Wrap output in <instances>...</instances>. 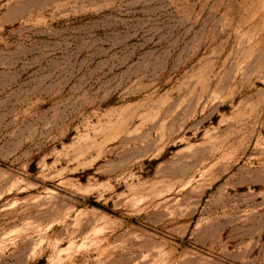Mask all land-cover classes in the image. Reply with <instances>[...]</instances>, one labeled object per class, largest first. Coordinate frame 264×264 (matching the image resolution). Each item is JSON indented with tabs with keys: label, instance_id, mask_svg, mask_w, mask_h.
I'll use <instances>...</instances> for the list:
<instances>
[{
	"label": "rangeland",
	"instance_id": "obj_1",
	"mask_svg": "<svg viewBox=\"0 0 264 264\" xmlns=\"http://www.w3.org/2000/svg\"><path fill=\"white\" fill-rule=\"evenodd\" d=\"M0 264H264V0H0Z\"/></svg>",
	"mask_w": 264,
	"mask_h": 264
}]
</instances>
